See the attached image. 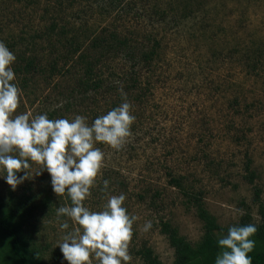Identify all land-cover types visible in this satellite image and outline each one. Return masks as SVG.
Returning a JSON list of instances; mask_svg holds the SVG:
<instances>
[{"label": "rangeland", "instance_id": "obj_1", "mask_svg": "<svg viewBox=\"0 0 264 264\" xmlns=\"http://www.w3.org/2000/svg\"><path fill=\"white\" fill-rule=\"evenodd\" d=\"M113 1L0 0V42L55 24L58 29L64 27L67 35L77 32L83 48L115 27L119 33L130 32L134 46L159 44L149 64L132 65L123 54L109 62L115 75L125 72L128 78L135 73L147 93L142 103L126 97L135 121L122 149L96 145L105 154V166L85 206L101 211L110 195L124 194V207L137 217L129 244L131 264H143L137 255L141 247L150 248L162 264H172L174 251L160 232V221L172 223L193 245L203 229L194 208L168 184L170 175L183 177L189 191L201 193L203 206L222 228L236 225L248 212L253 223L260 222L255 190H260L264 206V0H117L116 8ZM117 11H122L124 19L117 20ZM53 41L59 45L57 39ZM36 43L45 49L47 40ZM39 57L43 63L48 58L43 52ZM38 79L30 80L26 91H21L14 115L34 118L57 105L56 90ZM60 80V89L71 85L65 77ZM117 99L113 96L108 104L103 99L86 102L89 111H105ZM76 115L79 105L64 118ZM86 118L91 124L90 116ZM41 170L32 164L30 178L15 190L0 178V190L36 194L43 174H35ZM250 174L254 175L251 184ZM104 180L109 181L107 191ZM156 194L159 199L155 200ZM54 198L53 213L41 215L31 228L43 248L45 264H68L57 246L65 234L60 221L67 218H57L56 210L70 205L65 204L66 194ZM235 209H242L244 215ZM146 221L152 222L147 232L143 231ZM69 224L66 231L72 230ZM222 235L225 232L213 233L216 241Z\"/></svg>", "mask_w": 264, "mask_h": 264}, {"label": "clouds", "instance_id": "obj_2", "mask_svg": "<svg viewBox=\"0 0 264 264\" xmlns=\"http://www.w3.org/2000/svg\"><path fill=\"white\" fill-rule=\"evenodd\" d=\"M15 55L0 42V178L13 190L30 178L32 164L46 170L53 192L65 194L70 206L58 207L59 227L65 234L58 243L68 264H131L129 244L133 224L137 220L124 207V194L110 195L101 211H91L85 201L102 176L105 154L97 144L119 151L132 135L135 121L132 106L126 96L118 107L95 118L91 124L85 116L49 119L47 114L30 118L27 114L14 115L21 90L15 82L12 65ZM122 91V90H121ZM31 162V163H30ZM23 172V175H17ZM109 181H103V190ZM244 215L242 209H235ZM69 221L72 222V230ZM152 228L146 221L143 231ZM255 224L233 225L227 235L217 240L219 252L215 264H252L250 253L255 248Z\"/></svg>", "mask_w": 264, "mask_h": 264}, {"label": "trees", "instance_id": "obj_3", "mask_svg": "<svg viewBox=\"0 0 264 264\" xmlns=\"http://www.w3.org/2000/svg\"><path fill=\"white\" fill-rule=\"evenodd\" d=\"M116 1H113L114 8H116ZM118 2V8H122L121 1ZM117 13L118 21L124 19L125 15L122 11H117ZM160 15L161 19H165V15ZM67 34L64 27L58 29L57 25L51 24L46 29L29 30L19 34L16 39L12 36L10 41H5L8 49L16 57L12 68L17 80L15 82L21 91H26L30 80L40 78L38 80L51 85L57 92V105L51 111L41 110L40 115L47 114L49 119L64 118L65 113H69L71 108L79 105V115L90 116L91 120H94L118 107L124 102V96H133L132 100L138 103L144 102L147 90L141 86L138 77L134 75L135 73H131L128 78L125 72H122L123 75L120 73L115 75L112 72L116 71L109 62L114 60V57L123 54L126 59L131 60L132 65L135 63L137 65L149 64L159 49V44L156 41L151 45L147 43L140 47L134 46L133 41L130 40V32L119 33L115 27L105 37H101L99 40L94 38L88 46L83 48V43L78 45L77 32L71 35ZM44 38L47 40L45 49L36 43L37 40ZM53 39H57L59 45H55ZM149 41L147 40V42ZM17 45L25 47L18 49ZM36 47L38 49H35ZM39 52L48 56L44 63L43 59L39 57ZM64 77L71 85L63 86L60 89L59 81ZM113 96L119 97V100L112 102L105 111L99 109L89 111L86 101L95 103L98 99H103L108 104V100ZM59 101L62 102L59 103ZM23 105L25 104L23 103ZM42 174L41 185L36 194L32 190L21 195H14L8 189L0 190V264H45L42 255L43 248L37 243L32 228L35 223L39 222L41 215L53 213L51 206L56 199L54 198L56 194L52 190L48 172L44 170ZM253 179L254 175L250 174L247 181L251 184ZM168 184L186 198L189 207L194 208L203 229L200 240L193 245L185 237L179 235L178 229L172 223L160 221V232L167 237L169 246L174 251L172 264H215L219 249L213 233L223 231L227 235L228 228L218 225L216 219L203 206L201 193L196 195L189 191L184 185L183 177L170 175ZM259 196L260 190H255V203L259 204L260 222L253 223L251 214L248 212L236 224L252 223L257 227V232L253 237L255 248L250 253L252 264H264V206L259 201ZM144 197V193L139 195L141 200ZM154 199H159V195L156 194ZM65 204L70 205L67 195ZM137 255L143 264H162L148 247H141L137 251Z\"/></svg>", "mask_w": 264, "mask_h": 264}]
</instances>
